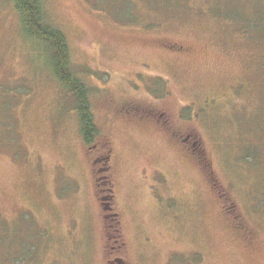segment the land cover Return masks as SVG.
<instances>
[{
	"label": "rangeland",
	"instance_id": "rangeland-1",
	"mask_svg": "<svg viewBox=\"0 0 264 264\" xmlns=\"http://www.w3.org/2000/svg\"><path fill=\"white\" fill-rule=\"evenodd\" d=\"M45 15L98 134L0 0V264H264V0Z\"/></svg>",
	"mask_w": 264,
	"mask_h": 264
},
{
	"label": "trees",
	"instance_id": "trees-1",
	"mask_svg": "<svg viewBox=\"0 0 264 264\" xmlns=\"http://www.w3.org/2000/svg\"><path fill=\"white\" fill-rule=\"evenodd\" d=\"M45 1L13 0L23 32L46 50L48 65L54 78L75 99L81 134L87 144H92L98 130L91 111L89 90L79 76L72 72L66 36L50 25L45 15ZM7 261L12 263L11 259Z\"/></svg>",
	"mask_w": 264,
	"mask_h": 264
}]
</instances>
